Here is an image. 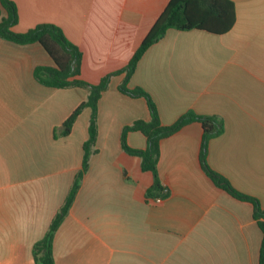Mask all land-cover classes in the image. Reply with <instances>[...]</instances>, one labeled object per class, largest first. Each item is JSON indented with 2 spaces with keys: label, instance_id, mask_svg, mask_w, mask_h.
<instances>
[{
  "label": "crops",
  "instance_id": "0c3cea01",
  "mask_svg": "<svg viewBox=\"0 0 264 264\" xmlns=\"http://www.w3.org/2000/svg\"><path fill=\"white\" fill-rule=\"evenodd\" d=\"M12 1L18 19L11 30L59 26L80 52L79 78L97 84L128 63L169 0ZM232 1L229 31L167 29L143 52L127 86L150 95L164 125L188 110L220 118L206 162L264 210V0ZM6 13L0 3V21ZM38 66H54L39 42L0 36V264H37L33 247L65 203L88 138V106L62 133L88 88L44 84ZM124 77L111 75L98 99L97 136L54 232V264H259L262 230L253 204L201 167L199 121L159 141L157 172L167 194L146 195L152 173L123 150L121 131L149 120L150 111L144 97L119 90ZM126 142L147 145L138 130L128 131Z\"/></svg>",
  "mask_w": 264,
  "mask_h": 264
},
{
  "label": "trees",
  "instance_id": "16d2710c",
  "mask_svg": "<svg viewBox=\"0 0 264 264\" xmlns=\"http://www.w3.org/2000/svg\"><path fill=\"white\" fill-rule=\"evenodd\" d=\"M6 9V16L0 21V36L18 43L39 42L54 62L53 67L38 66L35 75L40 82L53 87L85 86L89 94L65 119L62 124V133L68 134L71 126L81 110L88 106L91 114L88 124V138L84 142V155L82 169L77 173L73 186L59 213L52 220L44 237L35 243L33 254L37 264H54L52 255L53 235L67 213L75 193L79 187L80 179L87 170L91 147L97 136V103L103 90L107 88L111 75L124 72L125 77L119 84L121 92L132 97H144L150 111V119H137L125 125L121 131V146L129 154L141 157V167L152 173L153 183L147 189V196H165L167 190L161 184L157 172L159 157V141L181 128L190 121L197 120L203 128V137L200 150V163L203 170L213 182L226 190L239 200L249 201L253 204V217L257 220L262 230V240L259 251V264H264V210L258 201L232 187L229 181L211 169L206 162V147L208 140L222 130V121L217 116L199 115L192 110L186 111L172 124L161 123L157 108L150 95L141 87L129 88L127 82L135 69L137 61L143 52L154 42L159 40L169 28L177 30L201 29L210 33L222 34L231 29L235 22V5L232 0H169L163 11L157 17L141 43L134 51L128 63L121 69L108 73L97 84H89L79 78L80 52L71 44L62 29L52 23L37 24L25 32H14L11 27L16 24L18 15L16 5L12 0H0ZM138 130L146 137L147 145L144 149L130 147L126 142L128 131Z\"/></svg>",
  "mask_w": 264,
  "mask_h": 264
},
{
  "label": "built area",
  "instance_id": "2783aa9c",
  "mask_svg": "<svg viewBox=\"0 0 264 264\" xmlns=\"http://www.w3.org/2000/svg\"><path fill=\"white\" fill-rule=\"evenodd\" d=\"M156 202H159V201H161V197H155V199H154Z\"/></svg>",
  "mask_w": 264,
  "mask_h": 264
}]
</instances>
